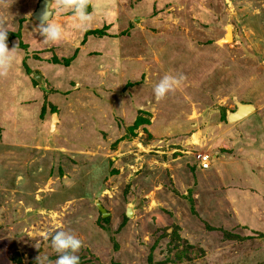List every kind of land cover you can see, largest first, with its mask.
<instances>
[{"label":"rangeland","instance_id":"rangeland-1","mask_svg":"<svg viewBox=\"0 0 264 264\" xmlns=\"http://www.w3.org/2000/svg\"><path fill=\"white\" fill-rule=\"evenodd\" d=\"M38 1L0 0V264L54 261L58 230L79 264H264V0H88L83 28L52 0L56 43Z\"/></svg>","mask_w":264,"mask_h":264},{"label":"clouds","instance_id":"clouds-1","mask_svg":"<svg viewBox=\"0 0 264 264\" xmlns=\"http://www.w3.org/2000/svg\"><path fill=\"white\" fill-rule=\"evenodd\" d=\"M57 8L60 11L71 10L77 27H86L92 15L87 11L88 0H57ZM39 34L45 42L56 43L62 39L63 33L60 26L49 19V13L45 12L41 17V22L37 27ZM7 34L5 30H0V74L5 73L14 62L13 49L7 47ZM184 79L183 75H164L153 87V94L156 100H162L169 93L175 90ZM81 240L68 231H55L50 238L52 250L57 254L56 259L51 261L49 257H38V264H79V249Z\"/></svg>","mask_w":264,"mask_h":264},{"label":"water","instance_id":"water-1","mask_svg":"<svg viewBox=\"0 0 264 264\" xmlns=\"http://www.w3.org/2000/svg\"><path fill=\"white\" fill-rule=\"evenodd\" d=\"M52 0H39L37 3L36 8L34 9L33 13L31 14V17L37 21L39 24L41 22V17L45 12L49 13V19H51L54 15V11L51 9ZM135 22L138 23L137 20ZM228 30L229 26L226 27V33L225 36L221 39V41L224 39V41H230L231 40V35H230V40H225L226 36L228 35ZM234 104H235V109L234 111H227L226 112V121L227 122H235L238 121L253 111H255V106L251 103H242L234 99ZM58 115L56 112H53L51 115V123H50V131H53L56 127V123H58ZM96 206L101 213L102 217H106L108 215V212L105 211V209L101 206L100 203H96ZM130 209H127L126 211V216L130 217Z\"/></svg>","mask_w":264,"mask_h":264},{"label":"built area","instance_id":"built-area-1","mask_svg":"<svg viewBox=\"0 0 264 264\" xmlns=\"http://www.w3.org/2000/svg\"><path fill=\"white\" fill-rule=\"evenodd\" d=\"M212 156L208 153H198L195 156V160L200 169H209L211 166Z\"/></svg>","mask_w":264,"mask_h":264},{"label":"bare ground","instance_id":"bare-ground-1","mask_svg":"<svg viewBox=\"0 0 264 264\" xmlns=\"http://www.w3.org/2000/svg\"><path fill=\"white\" fill-rule=\"evenodd\" d=\"M230 35H231V29H230V26H229V30H228V35L226 36V39L225 40H230ZM224 41V39L221 41H219V42H223Z\"/></svg>","mask_w":264,"mask_h":264},{"label":"trees","instance_id":"trees-1","mask_svg":"<svg viewBox=\"0 0 264 264\" xmlns=\"http://www.w3.org/2000/svg\"><path fill=\"white\" fill-rule=\"evenodd\" d=\"M45 95H46V94H44V96H45ZM44 99H45V97H44ZM52 111H53V112H57L56 109H55L54 107H52ZM43 114H44V108H42V109H41V112H40V115H41V116H43Z\"/></svg>","mask_w":264,"mask_h":264},{"label":"crops","instance_id":"crops-1","mask_svg":"<svg viewBox=\"0 0 264 264\" xmlns=\"http://www.w3.org/2000/svg\"><path fill=\"white\" fill-rule=\"evenodd\" d=\"M194 160H195V159H194ZM213 160H214V159H213V156H212L211 163H212ZM194 162L196 163V166H198L196 160H195ZM198 167H199V166H198ZM198 169H199L200 171H206V170H210V169H211V166H210L209 169H200V168H198Z\"/></svg>","mask_w":264,"mask_h":264}]
</instances>
